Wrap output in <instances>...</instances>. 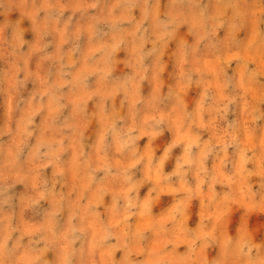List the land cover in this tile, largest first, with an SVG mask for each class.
<instances>
[{"label":"rangeland","instance_id":"374dc122","mask_svg":"<svg viewBox=\"0 0 264 264\" xmlns=\"http://www.w3.org/2000/svg\"><path fill=\"white\" fill-rule=\"evenodd\" d=\"M0 264H264V0H0Z\"/></svg>","mask_w":264,"mask_h":264},{"label":"clouds","instance_id":"9594fccd","mask_svg":"<svg viewBox=\"0 0 264 264\" xmlns=\"http://www.w3.org/2000/svg\"><path fill=\"white\" fill-rule=\"evenodd\" d=\"M161 123V121L157 120L156 121V124L159 125ZM130 142V140H125L124 143L125 145L128 144Z\"/></svg>","mask_w":264,"mask_h":264}]
</instances>
